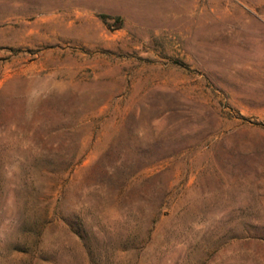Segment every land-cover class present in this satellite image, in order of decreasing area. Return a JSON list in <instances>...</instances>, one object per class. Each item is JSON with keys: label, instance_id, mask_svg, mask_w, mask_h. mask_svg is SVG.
Listing matches in <instances>:
<instances>
[{"label": "rangeland", "instance_id": "1", "mask_svg": "<svg viewBox=\"0 0 264 264\" xmlns=\"http://www.w3.org/2000/svg\"><path fill=\"white\" fill-rule=\"evenodd\" d=\"M0 264H264V0H0Z\"/></svg>", "mask_w": 264, "mask_h": 264}, {"label": "trees", "instance_id": "2", "mask_svg": "<svg viewBox=\"0 0 264 264\" xmlns=\"http://www.w3.org/2000/svg\"><path fill=\"white\" fill-rule=\"evenodd\" d=\"M74 233L80 238V239H84V232H82L81 230H75Z\"/></svg>", "mask_w": 264, "mask_h": 264}]
</instances>
